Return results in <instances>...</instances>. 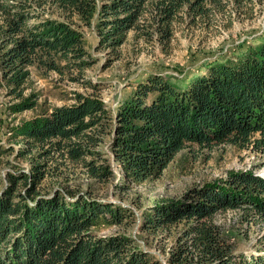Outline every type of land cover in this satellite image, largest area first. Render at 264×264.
Returning <instances> with one entry per match:
<instances>
[{"label":"trees","instance_id":"1","mask_svg":"<svg viewBox=\"0 0 264 264\" xmlns=\"http://www.w3.org/2000/svg\"><path fill=\"white\" fill-rule=\"evenodd\" d=\"M53 9L58 18L48 15ZM263 12L264 0H0V88L11 99L8 114L38 106L37 96L25 93L31 68L68 73L72 83L94 88L84 79L92 65L82 27H94L98 48L115 51L129 32L164 44L172 26L186 18L209 26L219 17L231 22ZM10 139L22 144L15 157L29 170L7 173L0 190V264H159L129 235L95 231L121 225L129 216L124 208L88 192L49 193L45 181L61 177L67 164L98 183L110 180L113 172L100 150L106 140L113 161L135 184L158 179L190 146L230 145L264 159V35L233 55L176 74L147 75L114 112L94 93H74L73 103L40 109L12 127ZM235 210L264 223L263 178L232 172L154 203L140 228L172 239L167 264H264V257L239 259L215 223L218 214Z\"/></svg>","mask_w":264,"mask_h":264},{"label":"rangeland","instance_id":"2","mask_svg":"<svg viewBox=\"0 0 264 264\" xmlns=\"http://www.w3.org/2000/svg\"><path fill=\"white\" fill-rule=\"evenodd\" d=\"M48 15L59 17L54 9ZM227 20L219 17L207 26L203 23L190 25L186 18L172 26L171 39L164 44L154 39H142L141 32H129L124 44L115 51L98 48L99 38L94 27H82L85 50L92 65L85 70L84 79L91 82L93 89L72 83L68 73L60 76L55 72L43 73L31 68L25 93L36 95L38 106L18 115H9L7 106L11 99L0 88V151L14 150L7 154L2 152L0 156V190L7 186V173L29 170L28 162L15 157L22 144L10 139L12 127L33 118L40 109L73 103L74 93H94L114 112L133 86L145 81L147 75L176 74L184 68H193L199 62L233 55L239 50V45L252 44L253 40L264 35V12L254 19L241 15L232 17L231 22ZM100 150L113 172L110 180L98 183L84 176L80 166L67 164L61 168V177L59 172L58 176L45 181L44 189L49 193L57 189L88 192L98 202L124 208L129 216L121 225H101L95 231L100 236L129 235L159 264H167L166 253L173 241L163 232L153 235L141 230L145 209L162 200L179 198L191 188L223 181L232 172L251 171L264 179V159L250 150L230 145L211 149L187 147L176 154L158 179L141 184L130 183L125 178L113 161L108 140ZM247 218L241 210L228 211L218 214L215 223L233 243L239 259L264 257V223Z\"/></svg>","mask_w":264,"mask_h":264}]
</instances>
